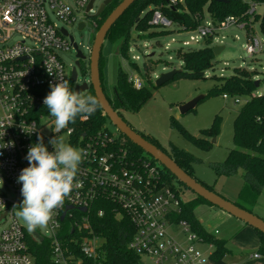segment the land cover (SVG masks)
<instances>
[{
	"label": "built area",
	"instance_id": "obj_1",
	"mask_svg": "<svg viewBox=\"0 0 264 264\" xmlns=\"http://www.w3.org/2000/svg\"><path fill=\"white\" fill-rule=\"evenodd\" d=\"M88 2L0 0V145L13 142L0 148V179L3 181L0 264H35L31 244H40L43 239L50 243L53 264L96 262L103 256V239L93 231L91 220L103 217L107 211L125 217L134 228L127 247L139 257L140 264H206L213 246L195 234L188 222L177 219L183 202L178 188L164 177L161 165L155 160L130 158L123 147V138L114 141L117 134L113 131L110 134H81L73 140V130L67 125L64 130L68 138L83 152L71 192L63 205L52 211L45 225L46 235L37 228L29 231L18 215L22 196L17 176L28 164L25 156L29 146L37 141L36 132L28 135L22 126L26 129L36 126L46 145L56 135L43 132L50 119L54 120L48 110H42L45 107L43 99L50 91V82H57V78L70 79L72 66L62 60L60 52L73 49L66 27L78 26L80 22L86 26L84 18L91 10L85 9ZM242 2L248 4L246 13L249 16L256 13L257 4L251 0ZM178 3L182 0H168L167 6ZM150 23L162 30L174 28L172 20L160 10L152 12ZM250 26V21H238L234 16L216 23L208 18L194 30L196 35H190L182 46L208 37L213 41L220 33L234 28L244 31V50L253 57L262 52V41L253 31L246 32ZM15 35L20 40L11 43ZM233 39L238 40V37L234 35ZM90 46L86 47L88 52ZM131 58L138 59L137 56ZM129 79L135 87L141 85L140 79ZM261 95L255 91L251 96ZM222 97L229 98L226 94ZM232 99L239 103L241 97ZM114 145L118 150L112 148ZM197 244H206L211 251L205 256Z\"/></svg>",
	"mask_w": 264,
	"mask_h": 264
},
{
	"label": "trees",
	"instance_id": "obj_2",
	"mask_svg": "<svg viewBox=\"0 0 264 264\" xmlns=\"http://www.w3.org/2000/svg\"><path fill=\"white\" fill-rule=\"evenodd\" d=\"M120 1L112 0L98 16H93L92 22L95 23L96 30ZM251 1L255 4L264 5V0ZM154 10H160L171 19L174 23V28L171 30L150 31L151 27L148 21ZM247 10L248 4L242 2V0H225V2H217L214 0H182V3H178L173 7L167 6L165 0L134 1L110 27L105 40L118 44L117 55L121 59L126 60L129 66L137 73L141 80V85L135 87L129 79L128 73L117 62L112 97H107L112 108L121 117L122 111L137 112L152 96L156 88L150 79V75L154 70L153 64L157 63V61L152 62L151 60H147L143 62L142 68L140 69L130 56V42L133 40L131 33L133 30L138 35L139 33L146 32L145 35L148 39L158 38L165 34L173 33L174 31H194L203 23L204 13L206 12L209 19L214 23L220 22L227 16H234L238 21H250L251 26L246 28L247 33L253 31L252 24L257 22L260 32L264 35V14L259 15L254 13L252 16H249L246 13ZM205 41L206 44L202 48L184 52H181L180 49L176 51V56L181 60L182 65L180 66V72L176 73L173 79L199 80L206 78L205 74L207 70L213 67L212 60L214 54L212 51L213 47L210 46L212 38H205ZM156 44L158 45L159 42L157 41ZM84 66V60H81L80 71L84 69ZM104 67L105 60L101 53L99 73L102 87ZM253 77V72L236 68L229 77H221L222 83L220 87L214 86L203 96L204 98L211 93H220L221 95L226 94L230 98L249 97L240 107L233 120L234 148L229 150L225 159L221 163L214 165L213 168L218 176H231L239 170L242 171L243 183L237 192L236 201L232 202L238 207L252 213V208L257 202L261 190L264 189V93L261 96H251L256 91ZM70 85L72 86L71 83ZM85 95L94 97L91 87L81 96ZM42 110H47V108L44 107ZM106 121L107 118L97 104L95 111L91 115L80 114L73 123L68 124L73 130L72 139L77 140L81 134H85L86 136L97 135L99 133L103 134L105 132L110 134L111 130L106 126ZM219 122L220 117L216 115L210 127L201 130L200 137L195 138L181 127L173 117L171 118V126L177 129L184 139L190 141L195 147L205 150L210 146L207 138H212L217 135ZM138 133L170 156L181 169L194 177L206 188L217 193L212 186L204 184L193 175L192 163L195 161V158L192 154L174 145L170 146V152H168L159 147L154 140L140 132ZM116 134L114 141L123 138V147L127 150L130 158L149 157L148 155H144L140 148L132 144L122 134L118 132ZM112 148L118 150L117 145H114ZM161 168L164 177L170 183L175 181L179 186L187 189L166 169L162 166ZM201 203L209 204L196 195L191 200L182 202L181 213L177 216V219L188 222L191 230L195 234L206 243L212 244L213 251L209 256L210 261L214 264H229L225 261V256L230 252L227 248L229 240L219 238L208 232L198 221L194 213L195 207ZM259 217L264 220V212ZM91 223L93 231L103 239V256L96 262L85 260L84 264H140L139 257L127 247L134 233V228L128 219L123 216H116L110 211H107L101 218H92ZM255 232L259 241L256 253L264 258V235L257 230ZM49 246V241L45 239L40 244H31L35 264H53L50 259Z\"/></svg>",
	"mask_w": 264,
	"mask_h": 264
},
{
	"label": "rangeland",
	"instance_id": "obj_3",
	"mask_svg": "<svg viewBox=\"0 0 264 264\" xmlns=\"http://www.w3.org/2000/svg\"><path fill=\"white\" fill-rule=\"evenodd\" d=\"M102 1L103 0H95L93 7L89 11V17L84 18L86 26L83 29L78 30L75 24L66 27L68 33L73 37L74 42L79 46L78 48L86 57L89 55L86 47L91 45L96 32L95 23L92 22L93 16ZM256 13L263 15L264 5L257 4ZM208 18L209 16L205 12L204 20ZM148 24L151 27L150 31L162 30L159 27L153 26L150 23V19ZM59 25L61 26V23H59ZM252 29L253 34L262 41L261 53L249 57L243 47L246 43L244 31L235 30L234 28L225 30L210 44L211 47L220 46L223 49L218 54L214 55L212 60L213 67L207 70L205 79H172L162 86L156 87L152 96L137 112H121L123 119L129 126L154 140L162 149L170 152V146L174 145L192 154L195 158V161L192 163L193 175L204 184L212 186L217 193L230 201H236V192L243 183V178L241 176L242 171L239 170L236 174L231 176H218L213 166L221 163L225 159L228 151L234 148L233 120L240 107L248 100L247 97H241L239 103H234L233 99L230 97L224 99L220 93H211L202 98L194 109L184 114L179 112V107L197 96L206 95L214 86L220 87L222 83L221 77H229L236 68H244L252 71L255 75L254 80L260 82L256 87V93H264V35L260 32L257 22L252 24ZM145 34L146 32L139 33L138 35L136 31H132L131 35L134 41L131 40L130 42V56L138 57V59L133 60V62H135L140 69L142 68L143 62L147 60H151L152 62L157 61V63L153 64L154 70L150 75L153 84L160 74L172 69H180L182 62L176 56V51L178 49L184 52L202 48L206 44L205 39H201L197 43L190 42L189 46H182V42L188 41L190 35H196L195 31H174L173 33L150 39L146 38ZM234 35L238 37V40L233 39ZM221 36H223V39ZM19 40L20 37L15 35L11 38L10 42L13 43ZM157 41L159 42L158 45L156 44ZM27 44H29V42H27ZM117 48V43L105 40L101 50L103 59L105 60L103 91L109 98L112 97L117 62L120 63L121 67L128 73L132 80L135 78L139 79V76L129 66L127 61L121 59L117 55ZM60 57L67 65L70 64L73 66L75 62V51L71 49L66 52H60ZM84 65L82 71H80L79 68L76 69V83L78 84L89 80L87 59L84 60ZM69 82L74 88L76 83H72L70 79ZM216 115L220 117L218 133L212 138H207L210 142V146L206 150L195 147L190 141L184 139L177 129L171 126V118L173 117L189 134L193 135L195 138H199L200 131L209 128ZM53 126L54 120L50 119L48 124L44 126L43 132L46 135L54 133L51 129ZM106 126L114 133H117L114 126L108 120L106 121ZM55 136L81 149L78 145H74L71 142L64 129L56 133ZM213 138L215 139L214 142H212ZM143 154L147 155L144 152ZM173 184L178 188L183 202L191 200L195 196L193 192L179 186L175 181ZM2 190L3 188L0 186V191ZM215 211L223 212L215 206L206 203H201L194 209L195 215L202 219L203 225L208 231L214 234V230H218L219 234H215L216 236L229 239L228 236L232 231V227L230 223H227L224 219L216 218L214 215ZM252 211L258 217L263 214L264 189L261 190ZM228 216L232 221L236 222V224L241 223L240 220L230 215ZM242 224L244 223L242 222ZM2 227L3 223H0V230ZM37 229L41 234L46 235L45 226L37 227ZM180 237L181 235H179V238ZM196 247L201 250L205 256L211 251L207 248L206 244H197ZM227 247L230 249V252L225 256V261L228 263L242 264L253 252L252 249L236 248L233 244L229 243V241ZM206 264L214 263L208 260Z\"/></svg>",
	"mask_w": 264,
	"mask_h": 264
},
{
	"label": "clouds",
	"instance_id": "obj_4",
	"mask_svg": "<svg viewBox=\"0 0 264 264\" xmlns=\"http://www.w3.org/2000/svg\"><path fill=\"white\" fill-rule=\"evenodd\" d=\"M49 87L50 91L44 97L43 105L54 118V126L51 128L54 133H59L73 123L80 114L91 115L97 107L95 97L79 95L67 79L57 78V82H50ZM22 130L28 135L34 132L37 135V141L29 146L25 156L28 164L17 176L22 196L18 215L31 231L45 226L52 211L63 205L73 188L83 152L58 136L50 138L46 145L36 126L30 129L22 126ZM12 144V141L4 142L0 148ZM2 184L0 179V186Z\"/></svg>",
	"mask_w": 264,
	"mask_h": 264
},
{
	"label": "water",
	"instance_id": "obj_5",
	"mask_svg": "<svg viewBox=\"0 0 264 264\" xmlns=\"http://www.w3.org/2000/svg\"><path fill=\"white\" fill-rule=\"evenodd\" d=\"M112 0H103L94 16H98L103 9L111 2ZM136 0H121L114 9L108 14L102 24L96 30L93 41L90 46V51L88 57H86L81 50L78 49L77 44L74 42L71 35L68 36L69 41L72 43V47L75 51L76 60L74 65L71 68L70 72V81L76 83L77 81V72L76 69L80 67L81 60H88V78L87 82H82L80 84L76 83L74 85V90L80 95L86 92L90 87L93 90L94 97L97 100V104L101 109L104 116L107 120L114 126L116 131L122 134L127 138L132 144L140 148L145 154L151 157L153 160L158 162L164 169H166L179 183L183 184L188 190L193 192L196 196L202 198L204 201L208 202L210 205L215 206L221 211L227 213L228 215L234 217L235 219L240 220L244 224L250 226L254 230L259 231L264 235V220L252 212L246 211L232 201L223 198L219 194L215 193L212 190L206 188L203 184L197 181L194 177L189 175L183 169H181L174 160L163 152L160 148L146 140L138 132H136L131 126L127 124L125 120L112 108L110 105L107 96L104 94L103 87L100 81L99 73V59L101 55L102 45L105 41L106 34L114 22L127 10V8ZM168 2V0H165ZM217 2H225V0H214ZM93 0H89L86 5V11L92 8ZM86 17H89L87 14ZM84 28V23L80 22L77 26L78 30ZM64 35H67L65 30H62ZM223 48L216 46L212 48L213 54H218ZM180 72V69H172L165 73L160 74L154 81L156 87L162 86L163 84L171 81L175 74ZM255 87L258 86L259 81L255 80ZM203 98V95L197 96L192 100L182 104L179 107V112L184 114L195 108L197 103ZM84 135V134H83ZM82 135V136H83ZM215 139H212L214 142ZM70 208V207H68ZM85 211L84 208H82ZM63 215L61 216V220Z\"/></svg>",
	"mask_w": 264,
	"mask_h": 264
},
{
	"label": "crops",
	"instance_id": "obj_6",
	"mask_svg": "<svg viewBox=\"0 0 264 264\" xmlns=\"http://www.w3.org/2000/svg\"><path fill=\"white\" fill-rule=\"evenodd\" d=\"M237 192H236V195H237ZM214 215L216 216V218L218 217V218L224 219V221H226L227 223H230V226L232 227V231L229 233V236L227 235L229 238L227 239L229 240V243L233 244L236 248H239V249H250V250L252 249L253 250V252L248 256L247 260L243 261L242 264H264V258L261 257L258 253H256L257 247L259 245V241H258L257 234L253 228H251L248 225L242 224V222L236 224V222L232 221L229 218L228 214L225 212L223 213V212L215 211ZM197 219L201 223V225L204 227L202 219L200 217H197ZM208 232L212 233L211 231H208ZM215 232L216 234H219L218 230H214V233ZM219 238L226 239L223 237H219ZM227 246H228V243H227ZM254 254H257L258 257L254 258L253 257ZM229 264H234V263H229Z\"/></svg>",
	"mask_w": 264,
	"mask_h": 264
}]
</instances>
